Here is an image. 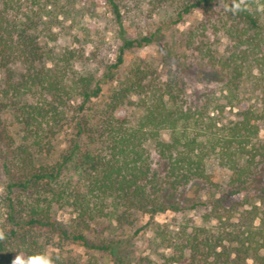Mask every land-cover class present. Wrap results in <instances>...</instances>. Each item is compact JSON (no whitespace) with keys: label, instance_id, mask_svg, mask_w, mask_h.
<instances>
[{"label":"trees","instance_id":"trees-1","mask_svg":"<svg viewBox=\"0 0 264 264\" xmlns=\"http://www.w3.org/2000/svg\"><path fill=\"white\" fill-rule=\"evenodd\" d=\"M101 1L122 41L112 64L61 44L71 42L60 20L71 16V0H0V229L6 235L0 264H11L19 249L66 244L125 264L120 242L93 241L85 231L101 223L134 226L137 214L154 220L193 209L197 204L186 198L191 186L218 187L210 180V161L232 174L215 213L229 198L264 204V18L254 9L233 16L215 9L217 0ZM190 16L196 22L184 44L205 68L192 77L218 90L189 92L192 66L171 62L168 33ZM154 18V31L128 35L136 21ZM220 36L232 43L223 52ZM153 45L166 52V80L135 66L92 115L126 54ZM248 94L258 102L245 109ZM68 128L71 138L60 159L38 162ZM64 209L74 216L71 225L59 220ZM259 210L255 204L245 209L243 225L221 216L210 227L170 231L156 224L157 240L170 251L163 264H264ZM50 253L57 264H81ZM84 264L100 263L92 257Z\"/></svg>","mask_w":264,"mask_h":264},{"label":"rangeland","instance_id":"rangeland-1","mask_svg":"<svg viewBox=\"0 0 264 264\" xmlns=\"http://www.w3.org/2000/svg\"><path fill=\"white\" fill-rule=\"evenodd\" d=\"M102 4L101 0H95V3L75 2L71 0V16H64L60 19L66 28V32L71 33V42L63 39L61 44H67L74 50L84 51L90 59L96 55L97 60H103L104 64H112L116 62L122 41L119 35L118 24ZM157 18H161V16ZM157 18L153 20L146 19L140 22L136 21L138 23H134L129 27L128 35L131 38H135L154 31L157 27L153 25V21L159 20ZM195 22L196 18L190 16L183 24L170 29L166 40L168 43L174 45L171 62L178 64L180 67L192 66L190 70L192 74H189L192 78L189 83V92L193 93L195 88L204 91L205 88L214 87L218 90L220 87L217 84H209L204 81L203 83H198L192 77L205 69L203 68V63L184 44L185 36L189 29L194 26ZM218 39L220 40L219 48L222 52L231 47L232 43L222 36ZM165 53L157 45L127 53L124 67L116 73L114 81L106 85L103 99L92 107L90 113L94 115L96 111L103 107L112 90L118 87L120 82L126 78L130 70L135 66H146L160 81L166 80L170 72V63L167 62ZM3 76L4 74L0 72V86ZM247 89L250 88H244L246 91ZM243 100L242 107L245 109L254 106L257 101L255 97H251L249 94ZM237 111V108L231 111L228 114V118L234 120ZM129 113L130 110L124 111L125 115ZM71 134L72 130L68 128L58 135L54 141L52 154L40 158L38 162L47 164L57 162L61 155L65 153ZM164 137L167 138L166 135ZM208 173L210 180L214 184H217L218 187L206 185L191 186L186 192V198L189 204H197L193 209L183 210L179 213L169 211L158 214L154 220H151L147 215L137 214L134 226H118L109 223L93 224L89 230L85 231V234L90 240L97 242H120V254L124 258L125 264H163L164 257L168 256L170 251L162 247L157 240L155 233L156 224L165 226L170 231H177L180 228L210 227L217 224V218L221 216L224 221L227 220L230 224L243 225L244 222L240 219L242 212L245 209L251 208L254 204L259 207V213L262 216L264 204L258 199H250L249 203H246L243 197L223 200L222 206L218 210L220 215H217L218 213H215L213 210L217 202L224 198L223 190L232 174L228 169L220 166L215 161L208 162ZM228 210L231 212H227ZM58 216L62 223L67 225L72 224L74 216L68 209L59 211ZM255 224H259V219L255 221ZM48 250L49 252H54L56 255H62L64 258L75 259L81 264L88 262L92 257L96 258L100 264H114V262L106 260L101 255L95 256L94 253L87 252L83 248L71 244H66L60 249L49 247ZM179 264H185V261ZM249 264H253L252 260H249Z\"/></svg>","mask_w":264,"mask_h":264},{"label":"clouds","instance_id":"clouds-1","mask_svg":"<svg viewBox=\"0 0 264 264\" xmlns=\"http://www.w3.org/2000/svg\"><path fill=\"white\" fill-rule=\"evenodd\" d=\"M217 3L219 6L215 9H223L233 16L254 9L260 18H264V0H217ZM5 238V231L0 229V241L5 240ZM15 253L11 264H57L59 259L47 249L33 252L19 249Z\"/></svg>","mask_w":264,"mask_h":264}]
</instances>
